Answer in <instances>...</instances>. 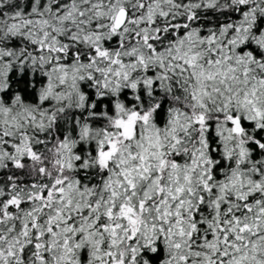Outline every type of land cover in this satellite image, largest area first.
I'll return each mask as SVG.
<instances>
[{
    "label": "snow or ice",
    "instance_id": "6c2138e0",
    "mask_svg": "<svg viewBox=\"0 0 264 264\" xmlns=\"http://www.w3.org/2000/svg\"><path fill=\"white\" fill-rule=\"evenodd\" d=\"M0 264H264V0H0Z\"/></svg>",
    "mask_w": 264,
    "mask_h": 264
}]
</instances>
